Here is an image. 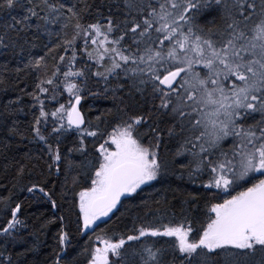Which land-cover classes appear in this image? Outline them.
Returning a JSON list of instances; mask_svg holds the SVG:
<instances>
[{
	"label": "snow or ice",
	"instance_id": "6c2138e0",
	"mask_svg": "<svg viewBox=\"0 0 264 264\" xmlns=\"http://www.w3.org/2000/svg\"><path fill=\"white\" fill-rule=\"evenodd\" d=\"M0 50L34 77L38 110L27 137L16 121L6 132L43 144L48 175L63 176L51 264H264V0H119L106 14L95 0H0ZM88 97L113 107L92 117ZM180 157L207 196L188 193L179 219L143 201L132 228L96 233ZM46 186L26 190L58 208ZM21 214L15 203L0 227V264H35ZM72 225L93 233L79 251Z\"/></svg>",
	"mask_w": 264,
	"mask_h": 264
},
{
	"label": "trees",
	"instance_id": "16d2710c",
	"mask_svg": "<svg viewBox=\"0 0 264 264\" xmlns=\"http://www.w3.org/2000/svg\"><path fill=\"white\" fill-rule=\"evenodd\" d=\"M75 2V0H73ZM119 0H95V3L101 11L106 14V5L116 4ZM86 23L95 22V18H89ZM70 31V30H69ZM40 50L33 49V52ZM42 54V53H41ZM87 59V57H84ZM8 64V71L3 72L2 66ZM51 64V61H50ZM16 67H22L18 60L12 57L11 54L5 55L0 50V78L3 83H0V227L6 225L10 217V207L15 203H22V214L20 218L25 220L27 228L21 229V235L27 239L28 246H31L34 240H38L36 249L29 254L28 259L34 261L35 264H51L53 258V250L59 251L56 247V234L59 230V222L48 223V221H56V217L68 214L69 205L61 199L63 176L59 174L48 175V169L45 161L48 159L46 152L42 151L44 145L29 138H21L20 136H10L6 132V127L12 125L16 121L19 129L28 136L30 126L33 121V115H38V110L32 108V98L26 95L33 89L34 77L30 74L21 72L19 75L13 70ZM95 91V89H94ZM66 96V94H65ZM19 97V100L17 99ZM16 101V103H11ZM63 103L64 101L61 100ZM9 105V107H5ZM49 107H52L50 104ZM92 109L90 116H99L107 108L113 107L111 99H104L103 97H88L84 102L83 109ZM67 147H71L70 142H66ZM175 145L169 146V151H174ZM28 157H31L29 161ZM171 161V157H169ZM19 163L26 164L27 169L22 177L17 176V167ZM187 159L177 158L176 163H169L167 175L152 184L143 186V191L134 199L126 200L125 207L120 208L116 214L110 215L111 219H105L107 223H101L100 227L96 229L99 234L101 229L111 232H124L133 226V218L139 214L144 216L148 210L143 207L142 202L148 201L149 207L155 215L164 213H176L177 219L180 218L181 209L191 208L192 205H184L183 201L188 193L194 195L207 196L208 192L202 186L201 181H206L207 176L196 178L195 182L189 179L185 171L183 176L180 175L179 165L186 164ZM35 165V167H33ZM30 169V171H29ZM47 182L45 191L54 190L56 195L53 199L57 201L58 208H53L48 200L43 197V194L38 190L32 193L27 192V187H31L33 183L44 186ZM23 189V190H22ZM11 196L8 201L9 207H5L4 201ZM166 196L167 204L162 200ZM199 201L201 208L204 204V199ZM161 200L160 204H155L153 201ZM215 202V201H213ZM160 209L157 212L156 209ZM115 211V210H114ZM193 216H199L203 219V211L192 212ZM74 219V217H73ZM145 219H152V216H147ZM166 222V221H165ZM71 231L73 233V246L76 251H79L82 246L88 241V236L93 235L89 232L88 235L81 236L77 233L75 225H72ZM33 235H29V234ZM3 238L0 237V240ZM171 239V238H168ZM16 251H23L20 245L16 246ZM72 252V255H75Z\"/></svg>",
	"mask_w": 264,
	"mask_h": 264
},
{
	"label": "rangeland",
	"instance_id": "374dc122",
	"mask_svg": "<svg viewBox=\"0 0 264 264\" xmlns=\"http://www.w3.org/2000/svg\"><path fill=\"white\" fill-rule=\"evenodd\" d=\"M103 219H105V218H103ZM99 222V221H98Z\"/></svg>",
	"mask_w": 264,
	"mask_h": 264
}]
</instances>
